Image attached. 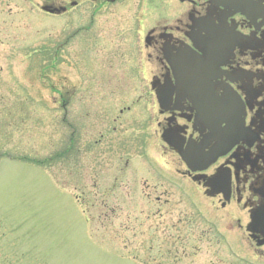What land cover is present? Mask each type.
I'll return each mask as SVG.
<instances>
[{"label": "rangeland", "instance_id": "rangeland-1", "mask_svg": "<svg viewBox=\"0 0 264 264\" xmlns=\"http://www.w3.org/2000/svg\"><path fill=\"white\" fill-rule=\"evenodd\" d=\"M45 1L0 0V264H264L171 176L157 103L152 130L138 99L140 9L91 24L85 6L50 15Z\"/></svg>", "mask_w": 264, "mask_h": 264}, {"label": "flooded vegetation", "instance_id": "flooded-vegetation-1", "mask_svg": "<svg viewBox=\"0 0 264 264\" xmlns=\"http://www.w3.org/2000/svg\"><path fill=\"white\" fill-rule=\"evenodd\" d=\"M125 3L140 9L133 52L141 71L147 68L142 80H151L138 99L151 111L152 130V99L164 94L157 124L181 165L171 176L211 192L227 230H237L264 260V0L45 1L57 15L83 5L91 24L107 6ZM145 6L155 11L146 14Z\"/></svg>", "mask_w": 264, "mask_h": 264}, {"label": "water", "instance_id": "water-1", "mask_svg": "<svg viewBox=\"0 0 264 264\" xmlns=\"http://www.w3.org/2000/svg\"><path fill=\"white\" fill-rule=\"evenodd\" d=\"M44 11L48 12V13H51V14H54L56 12H60L59 10H55V9H50L48 7H44L43 8ZM157 98H158V101H159V104L162 106L163 105V99H164V94L162 92H157ZM162 139L165 141V142H168L169 143V140L167 139V136H166V133H163L162 134ZM170 145H172L171 143H169ZM182 158L184 159V161L187 163V165L189 167H192L191 166V160L188 156H184L183 154H181ZM205 167L207 166H204V167H201V168H197L199 170H204ZM193 169V168H192ZM195 169V170H197ZM209 196H212L213 194L212 193H209L208 194Z\"/></svg>", "mask_w": 264, "mask_h": 264}]
</instances>
